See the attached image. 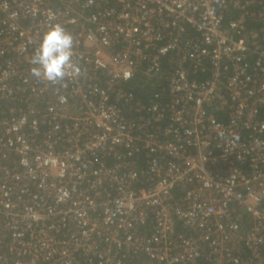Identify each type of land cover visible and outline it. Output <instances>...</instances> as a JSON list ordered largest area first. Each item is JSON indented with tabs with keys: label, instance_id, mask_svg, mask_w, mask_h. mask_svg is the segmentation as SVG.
<instances>
[{
	"label": "built area",
	"instance_id": "2783aa9c",
	"mask_svg": "<svg viewBox=\"0 0 264 264\" xmlns=\"http://www.w3.org/2000/svg\"><path fill=\"white\" fill-rule=\"evenodd\" d=\"M202 262L264 264V0H0V264Z\"/></svg>",
	"mask_w": 264,
	"mask_h": 264
},
{
	"label": "clouds",
	"instance_id": "9594fccd",
	"mask_svg": "<svg viewBox=\"0 0 264 264\" xmlns=\"http://www.w3.org/2000/svg\"><path fill=\"white\" fill-rule=\"evenodd\" d=\"M73 37L59 25H52L40 40L39 47L30 60V73L37 79L50 83L62 81L66 76L76 78L78 65L72 63ZM63 100V98H61Z\"/></svg>",
	"mask_w": 264,
	"mask_h": 264
},
{
	"label": "trees",
	"instance_id": "16d2710c",
	"mask_svg": "<svg viewBox=\"0 0 264 264\" xmlns=\"http://www.w3.org/2000/svg\"><path fill=\"white\" fill-rule=\"evenodd\" d=\"M73 34H75L74 32H72ZM126 88L130 91H133L134 93H136L137 97L140 99H145L147 97H150L151 95H154V93L158 90H161L162 88H159L158 86H156V83L150 82L149 84L142 82V80H140L139 78H136L135 80L131 81L130 83L125 85ZM246 218H249L248 216ZM247 228H249V223L245 222L244 224V229L246 230ZM184 231V230H183ZM200 264H205V263H200Z\"/></svg>",
	"mask_w": 264,
	"mask_h": 264
}]
</instances>
